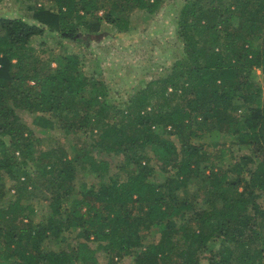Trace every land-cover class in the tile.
Wrapping results in <instances>:
<instances>
[{"label": "trees", "instance_id": "trees-1", "mask_svg": "<svg viewBox=\"0 0 264 264\" xmlns=\"http://www.w3.org/2000/svg\"><path fill=\"white\" fill-rule=\"evenodd\" d=\"M163 1L43 0L28 7L32 20L0 15V195L5 175L16 188L0 204V264H118L123 255L136 264H264V0H186L184 54L125 107L84 72L80 53H59L52 66L31 44L47 29L79 42V30L89 36L104 22L128 29L133 9L154 12ZM18 109L88 141L43 147ZM206 130L250 152L235 156L219 138L208 152L193 139ZM94 151L122 154L126 177ZM87 167L96 182L78 180ZM34 197L49 201L45 220L26 213ZM145 230L158 239L146 242ZM49 237L64 244L46 247Z\"/></svg>", "mask_w": 264, "mask_h": 264}, {"label": "rangeland", "instance_id": "rangeland-1", "mask_svg": "<svg viewBox=\"0 0 264 264\" xmlns=\"http://www.w3.org/2000/svg\"><path fill=\"white\" fill-rule=\"evenodd\" d=\"M37 1L43 0H0V15L22 16L27 20L30 17V5H36ZM186 0H164L154 12L146 9L135 8L130 13V25L128 29H121L115 23L104 22L102 29L89 36L79 30L82 41L63 37L58 31L47 29L42 35L34 36L31 44L34 52L49 59L52 66L57 65L55 56L62 52H78L83 59V70L89 75H95L104 79L109 87L108 99L115 105L125 107L129 99L146 81L157 78L172 69L173 62L184 54L183 42L179 33V14ZM103 10H100V14ZM81 32V33H80ZM53 59V60H52ZM257 79L262 80L261 70H257ZM22 118L34 129L35 134L41 137L43 147L64 144L71 147L72 142L80 144L88 141L84 133L67 135L60 127L42 128L33 123V114L27 110L18 109ZM177 140V136L172 135ZM219 140L231 144L234 155L250 152V148L244 144L232 143L228 134L216 135L213 130H206L198 136H193L196 142L205 143L208 152L216 151L214 142ZM98 158H105L110 162V174L126 177L129 167L122 154L99 153L94 151ZM229 163L231 155L226 158ZM151 164L158 165L156 158ZM161 174L156 170L151 178L161 179ZM96 182L98 177L87 167L79 172V179ZM5 184L0 195V204H7L16 195L14 181L7 175L4 177ZM198 184L192 182L189 189H197ZM29 201V200H26ZM34 211L26 210L29 217L35 221L45 220L51 213L49 201L42 197L32 198ZM145 241L151 242L159 237L156 231L145 230ZM65 237L76 241L74 233L66 230ZM90 243L97 247V255L103 263L109 259V253L93 238ZM64 244L60 238L49 237L44 241L46 247H58ZM118 264H136L133 256L123 255L116 257Z\"/></svg>", "mask_w": 264, "mask_h": 264}]
</instances>
